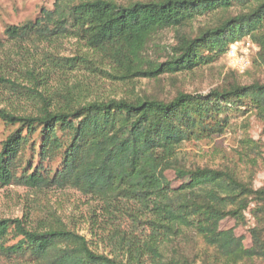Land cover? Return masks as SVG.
<instances>
[{
	"label": "trees",
	"instance_id": "1",
	"mask_svg": "<svg viewBox=\"0 0 264 264\" xmlns=\"http://www.w3.org/2000/svg\"><path fill=\"white\" fill-rule=\"evenodd\" d=\"M211 13H219L213 25L193 36L183 32ZM164 29L176 32L172 55L152 61L144 51L150 35ZM5 33L76 37L129 76L153 79L213 63L230 43L248 36L258 50L242 75L264 74V0H55L51 10L41 9L34 20L9 25ZM87 64L88 57L76 55L53 57L50 65L76 69ZM232 76L204 94L179 91L167 101L148 95L83 103L67 99L50 108L43 99L34 115L0 109L7 128L0 140V187H71L104 201L130 202L154 211L153 225L191 227L233 261L264 264V186H253L256 164L242 174L230 167L186 166L177 153L186 140L223 133L232 112L253 111L264 122V80L242 83ZM16 90L42 96L33 88ZM244 141L248 150L257 146L252 139ZM246 210L254 219L248 245L232 228H220L224 218L243 224ZM92 245L61 221L29 226L19 218H0V255L5 257L33 264H126Z\"/></svg>",
	"mask_w": 264,
	"mask_h": 264
},
{
	"label": "rangeland",
	"instance_id": "2",
	"mask_svg": "<svg viewBox=\"0 0 264 264\" xmlns=\"http://www.w3.org/2000/svg\"><path fill=\"white\" fill-rule=\"evenodd\" d=\"M55 0H0V109L17 115L35 114L46 100L50 108L67 99L75 102L152 96L167 101L177 92L206 93L233 79L250 82L260 73H231L225 53L210 64L192 72L163 74L156 79L129 76L120 66L98 56L76 37H42L30 34L14 38L5 33L9 25H21L40 15L41 9L51 10ZM129 2L131 0H118ZM237 11V9H234ZM219 13L199 17L183 28L195 35L205 26L213 25ZM248 37V36H246ZM176 44V32L164 29L150 35L144 56L163 62ZM228 47V46H227ZM86 56L90 64L76 69L51 67L53 57ZM30 72V74H28ZM17 87L33 88L41 98L19 92ZM7 133L0 120V140ZM257 143L246 149L244 140ZM186 166L230 167L245 174L251 166L253 186H264V122L255 112L231 113L227 129L221 134L184 141L177 149ZM249 154V157L243 154ZM255 160L254 163L252 161ZM174 180L171 171L165 172ZM252 207V205H250ZM154 211L144 212L123 200L104 201L84 195L75 188H28L10 184L0 187V218H19L29 226H42L61 221L67 228L85 235L99 253L107 254L126 264H261L232 260L208 244L196 230L187 226L168 230L152 224ZM254 219L246 210L245 221L224 218L221 229L232 228L236 236L249 243L248 228ZM154 247L156 253L149 248ZM0 264H33L19 257L0 255Z\"/></svg>",
	"mask_w": 264,
	"mask_h": 264
},
{
	"label": "built area",
	"instance_id": "3",
	"mask_svg": "<svg viewBox=\"0 0 264 264\" xmlns=\"http://www.w3.org/2000/svg\"><path fill=\"white\" fill-rule=\"evenodd\" d=\"M258 48L249 37H242L230 43L225 51L227 65L238 73L245 72L251 64V57Z\"/></svg>",
	"mask_w": 264,
	"mask_h": 264
}]
</instances>
